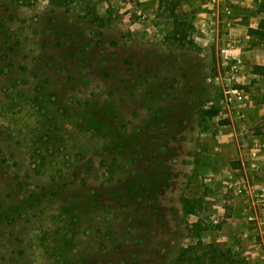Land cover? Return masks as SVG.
Returning a JSON list of instances; mask_svg holds the SVG:
<instances>
[{
    "label": "rangeland",
    "instance_id": "obj_1",
    "mask_svg": "<svg viewBox=\"0 0 264 264\" xmlns=\"http://www.w3.org/2000/svg\"><path fill=\"white\" fill-rule=\"evenodd\" d=\"M187 4L0 0V264H264L237 191L264 172L220 161L237 84Z\"/></svg>",
    "mask_w": 264,
    "mask_h": 264
},
{
    "label": "crops",
    "instance_id": "obj_2",
    "mask_svg": "<svg viewBox=\"0 0 264 264\" xmlns=\"http://www.w3.org/2000/svg\"><path fill=\"white\" fill-rule=\"evenodd\" d=\"M203 1L188 0L187 6L196 20L195 33L203 43H215L221 64L230 66L224 77L235 81L245 94L244 102L235 105L236 115L230 108L234 104L215 106L231 116V122L223 125L226 130L222 128L229 132L219 138L217 146L231 151L232 156L223 153L220 161L227 174L242 177L247 176L249 169L255 170L253 173L264 172V128L254 130L255 123L264 121V37L252 32L264 20V11L259 7L264 0H233L229 14ZM237 133L243 134L239 137Z\"/></svg>",
    "mask_w": 264,
    "mask_h": 264
},
{
    "label": "built area",
    "instance_id": "obj_3",
    "mask_svg": "<svg viewBox=\"0 0 264 264\" xmlns=\"http://www.w3.org/2000/svg\"><path fill=\"white\" fill-rule=\"evenodd\" d=\"M233 0H207V2L214 6L217 10L224 14L230 13V4ZM225 100L227 103L230 104H238L244 102L245 94L241 88H238L237 86H228L227 89H225ZM238 192H248V193H255V195L264 201V193L260 192V190H257V192H254V189L242 185L237 187Z\"/></svg>",
    "mask_w": 264,
    "mask_h": 264
},
{
    "label": "trees",
    "instance_id": "obj_4",
    "mask_svg": "<svg viewBox=\"0 0 264 264\" xmlns=\"http://www.w3.org/2000/svg\"><path fill=\"white\" fill-rule=\"evenodd\" d=\"M261 9H263L264 11V1L263 3H261V5L259 6ZM171 16L174 19V29H173V34L174 36H176L178 39L185 38L186 34L188 32V30L191 28V24L186 22L185 20H182L178 17L177 14H175V12H171ZM252 32L256 33L257 35H259L260 37H264V20H262L259 24V28L252 30ZM189 211V210H188Z\"/></svg>",
    "mask_w": 264,
    "mask_h": 264
}]
</instances>
